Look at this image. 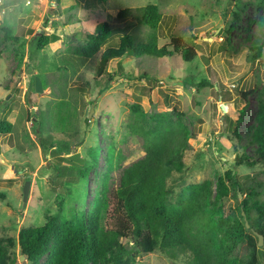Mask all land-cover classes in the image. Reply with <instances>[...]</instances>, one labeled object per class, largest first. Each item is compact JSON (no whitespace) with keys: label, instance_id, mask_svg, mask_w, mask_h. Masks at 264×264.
<instances>
[{"label":"rangeland","instance_id":"obj_1","mask_svg":"<svg viewBox=\"0 0 264 264\" xmlns=\"http://www.w3.org/2000/svg\"><path fill=\"white\" fill-rule=\"evenodd\" d=\"M148 5L157 6L163 16L157 31L136 21ZM53 7L51 0H0V122L14 126L10 134L0 135V193L7 196L0 202V233L17 241L16 264H29L21 260V229L43 225L46 214L65 222L91 209L111 148L123 152L124 166L144 155L141 140L129 129L130 107L136 103L148 117L177 108L196 135L184 152V172H174L169 181L175 197L188 184L215 183L217 173L227 170L244 183L255 179L264 184L262 165L234 166L238 154L254 156L256 148L249 142L259 102L257 94L245 101L243 93L264 88V0H63L51 18ZM127 10L129 17L118 19ZM101 23H108L113 34L82 67L80 50ZM42 32L57 36V43L38 50L34 38ZM126 34L141 43L155 34L159 47L182 38L197 57L191 63L180 54L112 60L107 72L123 77L116 76L106 89L108 77L97 74L101 56L118 48ZM256 45L262 48L260 57ZM37 77L45 94L33 88ZM204 82L209 85L199 87ZM51 144L62 152L55 155ZM97 150L96 168L84 179L79 171L93 164ZM76 154L83 160L72 158ZM214 199L215 194L211 203ZM236 205L228 198L225 210ZM177 256L173 261L158 250L141 262L184 264L183 255Z\"/></svg>","mask_w":264,"mask_h":264},{"label":"trees","instance_id":"obj_2","mask_svg":"<svg viewBox=\"0 0 264 264\" xmlns=\"http://www.w3.org/2000/svg\"><path fill=\"white\" fill-rule=\"evenodd\" d=\"M51 1L55 7L49 13L54 18L63 0ZM130 11H121L118 19L129 17ZM142 12L137 23L157 31L163 18L159 8L148 5ZM112 34V27L101 23L87 35L80 50L82 67L101 51ZM57 40V36L42 32L34 38V44L43 50ZM255 47L260 57L262 48ZM175 54L188 63L197 57L195 49L186 46L182 38H174L171 44L159 47L155 34L146 43L136 42L126 34L118 48L106 49L102 54L97 74L100 77L106 74L108 89L116 76L123 77L107 72L112 60L143 56L161 59ZM208 85L209 82H204L199 87ZM254 94L259 102L257 125L249 142L256 146L254 156L247 152L238 154L235 169L242 165L264 167V88L243 93L245 101ZM130 110L133 121L129 129L141 140L144 155L124 166L123 152L111 148L101 191L90 210L73 213L65 222L57 215L46 214L43 225L21 229L18 244L28 263L42 264L48 255L46 264H142V256L159 250L173 261L179 260L177 255L181 253L184 264H264V246L259 247L254 233L264 237V184L256 183L255 179L244 183L235 171L227 170L217 173L215 183L206 180L188 184L175 197L169 181L174 172H184V152L196 135L184 124V113L175 107L172 112H157L150 117L139 103ZM13 127L10 122H0V135L10 134ZM235 136L239 139L237 132ZM42 145L47 147L45 143ZM51 147L55 148V155L62 152L54 144ZM100 155L101 150H97L92 156L93 164L79 171L82 178L90 176ZM76 157L83 160L79 154L72 156ZM250 183L263 191L255 190ZM213 194L215 199L211 203ZM239 194L245 195L242 201ZM231 197L237 205L226 211L225 203ZM6 200V194L0 193V202ZM16 245L14 238H4L0 233V264H16Z\"/></svg>","mask_w":264,"mask_h":264},{"label":"water","instance_id":"obj_3","mask_svg":"<svg viewBox=\"0 0 264 264\" xmlns=\"http://www.w3.org/2000/svg\"><path fill=\"white\" fill-rule=\"evenodd\" d=\"M35 90L37 93H43L44 89L42 88V83L41 80L37 77L35 80ZM94 112V109H92V113ZM91 117V115H90ZM29 191H30V182H27L25 187H24V203L26 204L28 201V195H29ZM239 196L241 197L242 195L239 194ZM244 214V213H243ZM245 221H246V226L247 228H249V223L245 217ZM260 241H259V246H261L264 243V237L262 235H259ZM21 249H20V255H21ZM21 260L24 261L25 257L21 256Z\"/></svg>","mask_w":264,"mask_h":264},{"label":"crops","instance_id":"obj_4","mask_svg":"<svg viewBox=\"0 0 264 264\" xmlns=\"http://www.w3.org/2000/svg\"><path fill=\"white\" fill-rule=\"evenodd\" d=\"M47 35H51V34H48V33H46ZM55 43H57V41L56 42H54V43H51V45L52 44H55ZM31 99H33V101H34V98H33V96H31ZM35 102H36V100H35Z\"/></svg>","mask_w":264,"mask_h":264}]
</instances>
